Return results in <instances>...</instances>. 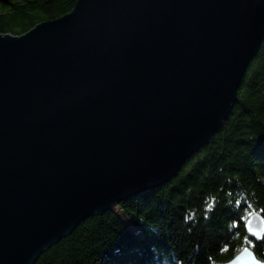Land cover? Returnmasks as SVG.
Wrapping results in <instances>:
<instances>
[{
    "label": "water",
    "instance_id": "water-1",
    "mask_svg": "<svg viewBox=\"0 0 264 264\" xmlns=\"http://www.w3.org/2000/svg\"><path fill=\"white\" fill-rule=\"evenodd\" d=\"M263 40L264 0H77L0 33V264H35L176 177L229 119ZM246 230L263 239L258 211ZM245 249L220 264H263Z\"/></svg>",
    "mask_w": 264,
    "mask_h": 264
},
{
    "label": "trees",
    "instance_id": "trees-1",
    "mask_svg": "<svg viewBox=\"0 0 264 264\" xmlns=\"http://www.w3.org/2000/svg\"><path fill=\"white\" fill-rule=\"evenodd\" d=\"M77 0H0V33L22 35L72 11ZM264 218V40L214 141L161 187L81 222L35 264H220L264 238L246 230Z\"/></svg>",
    "mask_w": 264,
    "mask_h": 264
},
{
    "label": "snow or ice",
    "instance_id": "snow-or-ice-1",
    "mask_svg": "<svg viewBox=\"0 0 264 264\" xmlns=\"http://www.w3.org/2000/svg\"><path fill=\"white\" fill-rule=\"evenodd\" d=\"M262 238H264V237H262ZM245 251H247V249H245Z\"/></svg>",
    "mask_w": 264,
    "mask_h": 264
}]
</instances>
